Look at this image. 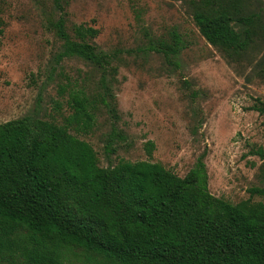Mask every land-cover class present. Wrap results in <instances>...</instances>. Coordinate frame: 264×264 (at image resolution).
Wrapping results in <instances>:
<instances>
[{"label":"rangeland","instance_id":"374dc122","mask_svg":"<svg viewBox=\"0 0 264 264\" xmlns=\"http://www.w3.org/2000/svg\"><path fill=\"white\" fill-rule=\"evenodd\" d=\"M197 10L229 11L236 30H250L246 48L211 44L196 24ZM61 16L71 35L79 24L99 30L98 49L115 53L107 71L79 56L60 58ZM0 17V123L35 111L62 123L70 90L104 95L105 77L120 118L101 103L93 131L78 134L93 145L100 166L151 160L183 177L204 155L212 194L264 202L251 193L264 188L257 152H264V0H0ZM174 31L184 45L177 65L150 47L172 42ZM117 130L125 137L116 136L111 152L109 136ZM148 141L155 144L151 155ZM72 259L81 264L85 251L74 249Z\"/></svg>","mask_w":264,"mask_h":264},{"label":"trees","instance_id":"16d2710c","mask_svg":"<svg viewBox=\"0 0 264 264\" xmlns=\"http://www.w3.org/2000/svg\"><path fill=\"white\" fill-rule=\"evenodd\" d=\"M194 19L213 45H248L250 30H236L227 10H197ZM55 27L64 41L60 58L79 56L108 70L115 53L98 49L97 28L75 25L71 35L64 16ZM150 47L177 65L184 45L174 31L172 42ZM102 83L104 95L70 90L62 123L37 111L0 123V264H75L76 248L85 251L81 264H264V202L212 194L204 155L183 177L151 160L100 166L93 145L78 134L93 131L101 103L120 118L105 77ZM116 136L125 137L113 131L111 152ZM146 149L151 155L154 142ZM251 193L264 195V188Z\"/></svg>","mask_w":264,"mask_h":264}]
</instances>
